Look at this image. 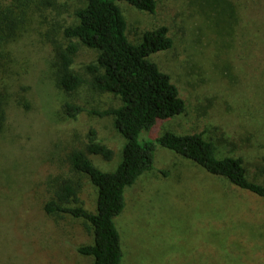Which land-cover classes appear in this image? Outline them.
<instances>
[{
  "label": "rangeland",
  "instance_id": "374dc122",
  "mask_svg": "<svg viewBox=\"0 0 264 264\" xmlns=\"http://www.w3.org/2000/svg\"><path fill=\"white\" fill-rule=\"evenodd\" d=\"M155 1L154 14L125 0L115 4L131 43L160 26L172 41L149 59L170 77L185 108L162 121L157 134H201L220 157L241 158L249 181L263 184L264 0H231L237 23L213 0ZM83 6L81 0H0L8 19L0 43V264H93L78 253L93 243L89 223L44 211L69 181L78 202L66 206L95 213L97 189L69 161L73 151L85 150L91 131L112 151L110 161L88 155L91 162L111 172L121 161L124 140L113 118L88 113L120 105L117 96L88 85L85 67L98 52L79 45L71 70L85 83L72 92L57 84L56 51L77 42L63 31L77 23ZM67 102L85 111L71 119ZM115 223L122 264H264V199L161 147L154 169L125 191Z\"/></svg>",
  "mask_w": 264,
  "mask_h": 264
},
{
  "label": "trees",
  "instance_id": "16d2710c",
  "mask_svg": "<svg viewBox=\"0 0 264 264\" xmlns=\"http://www.w3.org/2000/svg\"><path fill=\"white\" fill-rule=\"evenodd\" d=\"M84 6L75 12L77 23L64 29V36L75 39L56 51L57 84L66 92L75 91L85 81L72 72L73 57L83 45L98 52L94 63L85 67L90 76L88 85L97 92L117 96L120 105L103 111L89 110L98 118L111 116L124 145L121 161L111 172L98 169L88 155L110 161L112 151L97 142L90 132L84 151H73L69 156L72 167L86 175L97 189L96 211L89 213L82 207H68L77 203L76 190L63 181L54 191L53 199L44 206L46 214L63 213L89 223L93 243L78 249L83 256L93 258V264H122L121 237L115 219L125 207V191L137 179L154 169L155 152L161 147L179 155L211 176L223 178L229 184L264 199V183L247 179L241 158L220 157L218 146L201 134L178 135L171 131L157 134L158 125L183 113L185 104L179 97L170 77L160 71L149 57L172 47L167 28L160 26L145 31L140 42L131 43L126 36V20L115 0H81ZM136 10L154 14L155 0H125ZM210 0H202L205 4ZM229 9V20L238 22L236 7L231 0H213ZM224 11L223 9H220ZM0 12V43L5 37L8 19ZM5 98L0 91V131L5 122ZM66 115L75 119L85 109L65 103ZM264 161V160H263ZM264 163V162H263ZM163 177L165 171H160Z\"/></svg>",
  "mask_w": 264,
  "mask_h": 264
}]
</instances>
